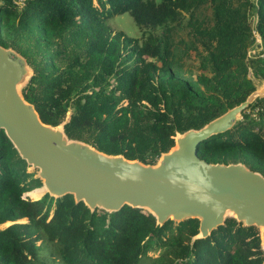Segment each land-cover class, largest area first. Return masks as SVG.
Masks as SVG:
<instances>
[{
	"label": "trees",
	"instance_id": "trees-1",
	"mask_svg": "<svg viewBox=\"0 0 264 264\" xmlns=\"http://www.w3.org/2000/svg\"><path fill=\"white\" fill-rule=\"evenodd\" d=\"M23 1L0 0V43L33 70L23 96L44 123L108 154L156 164L178 133L239 105L264 79V0ZM250 12L263 46L253 55ZM125 13L141 36L111 28ZM183 27L203 47L200 71L185 60L192 42L173 36ZM199 156L264 175V96L201 141ZM29 166L2 131L0 264H264L260 229L233 216L203 238L198 219L160 225L145 209L54 197Z\"/></svg>",
	"mask_w": 264,
	"mask_h": 264
},
{
	"label": "water",
	"instance_id": "water-1",
	"mask_svg": "<svg viewBox=\"0 0 264 264\" xmlns=\"http://www.w3.org/2000/svg\"><path fill=\"white\" fill-rule=\"evenodd\" d=\"M32 74L25 57L0 43V135L38 171L46 192L72 194L91 210L145 209L160 225L198 219L203 238L233 216L260 229L264 249V175L242 162L210 163L199 156L201 141L230 129L264 96V85L201 128L178 133L156 164H144L70 139L64 124L44 123L21 90Z\"/></svg>",
	"mask_w": 264,
	"mask_h": 264
},
{
	"label": "rangeland",
	"instance_id": "rangeland-1",
	"mask_svg": "<svg viewBox=\"0 0 264 264\" xmlns=\"http://www.w3.org/2000/svg\"><path fill=\"white\" fill-rule=\"evenodd\" d=\"M255 1V0H253ZM15 3H17L19 6L23 5V0H14ZM203 16L205 20L210 21V18L212 16V10L209 7H205L202 10ZM250 22L254 29V27L257 24V14L250 12ZM108 23L110 24L111 28L114 31H123L127 35L131 37H138L141 36V31L139 30L135 20L129 13H125L122 15L110 17L108 20ZM186 24V23H185ZM184 24V25H185ZM175 40H179V38H185L187 43L192 42L190 44V50L185 57V60L188 64H190L195 71H200V58H201V52L203 50V47L200 45L199 42H196L191 34L188 33V28L183 27L179 28L174 34H173ZM263 46L258 44L257 42H254L253 45L250 47V54H257L262 52ZM264 54V53H263ZM253 77V76H251ZM257 88H260L264 85V79H254ZM28 171L32 173H36L37 176V170L33 169L31 166L28 167ZM39 188H43V185ZM46 192V190H45ZM44 194V193H43ZM24 196L30 197L28 193H25ZM32 198V197H30ZM9 225V223L5 224ZM153 254V253H151Z\"/></svg>",
	"mask_w": 264,
	"mask_h": 264
},
{
	"label": "built area",
	"instance_id": "built-area-1",
	"mask_svg": "<svg viewBox=\"0 0 264 264\" xmlns=\"http://www.w3.org/2000/svg\"><path fill=\"white\" fill-rule=\"evenodd\" d=\"M253 34H254L256 42L258 44L262 45V38H261V35L259 34L258 30L256 29V26L253 29Z\"/></svg>",
	"mask_w": 264,
	"mask_h": 264
},
{
	"label": "bare ground",
	"instance_id": "bare-ground-1",
	"mask_svg": "<svg viewBox=\"0 0 264 264\" xmlns=\"http://www.w3.org/2000/svg\"><path fill=\"white\" fill-rule=\"evenodd\" d=\"M45 189V188H44Z\"/></svg>",
	"mask_w": 264,
	"mask_h": 264
}]
</instances>
